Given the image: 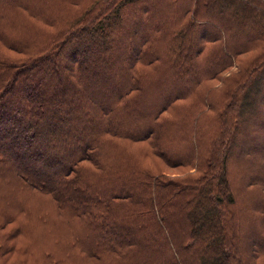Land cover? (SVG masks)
I'll use <instances>...</instances> for the list:
<instances>
[{"label": "trees", "instance_id": "trees-1", "mask_svg": "<svg viewBox=\"0 0 264 264\" xmlns=\"http://www.w3.org/2000/svg\"><path fill=\"white\" fill-rule=\"evenodd\" d=\"M0 264H264V0H0Z\"/></svg>", "mask_w": 264, "mask_h": 264}, {"label": "rangeland", "instance_id": "rangeland-1", "mask_svg": "<svg viewBox=\"0 0 264 264\" xmlns=\"http://www.w3.org/2000/svg\"><path fill=\"white\" fill-rule=\"evenodd\" d=\"M231 71H235V67H233ZM100 75L102 74L100 73ZM163 168L165 169L166 174L172 178H177V177L185 175L188 172H192V171H187L183 167H170L169 168L167 166H163ZM29 229L30 228L22 232L23 237L20 236V240L15 241L14 239H10L9 242L7 243H37L36 239L39 240L41 243H61L59 242V240L57 241L56 239L57 237L60 236L58 235L57 229H53V231L50 234L45 233L42 235H39L37 231H32Z\"/></svg>", "mask_w": 264, "mask_h": 264}]
</instances>
